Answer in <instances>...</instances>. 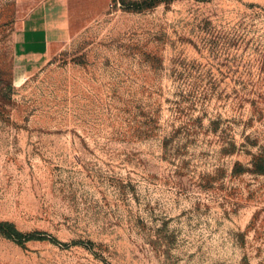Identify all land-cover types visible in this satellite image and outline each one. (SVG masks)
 I'll list each match as a JSON object with an SVG mask.
<instances>
[{
	"label": "rangeland",
	"instance_id": "1",
	"mask_svg": "<svg viewBox=\"0 0 264 264\" xmlns=\"http://www.w3.org/2000/svg\"><path fill=\"white\" fill-rule=\"evenodd\" d=\"M64 2L15 84L0 0V264H264V0Z\"/></svg>",
	"mask_w": 264,
	"mask_h": 264
},
{
	"label": "crops",
	"instance_id": "2",
	"mask_svg": "<svg viewBox=\"0 0 264 264\" xmlns=\"http://www.w3.org/2000/svg\"><path fill=\"white\" fill-rule=\"evenodd\" d=\"M23 14L14 44L11 78L20 84L47 61L53 43L63 36L65 0H23Z\"/></svg>",
	"mask_w": 264,
	"mask_h": 264
},
{
	"label": "trees",
	"instance_id": "3",
	"mask_svg": "<svg viewBox=\"0 0 264 264\" xmlns=\"http://www.w3.org/2000/svg\"><path fill=\"white\" fill-rule=\"evenodd\" d=\"M253 167V171L255 173H262L264 171L263 164L260 158L257 160ZM0 236L13 241L17 245H21L26 241L46 240V236L43 233L21 234L15 230L12 224L7 222H0ZM47 241L54 242V240Z\"/></svg>",
	"mask_w": 264,
	"mask_h": 264
}]
</instances>
